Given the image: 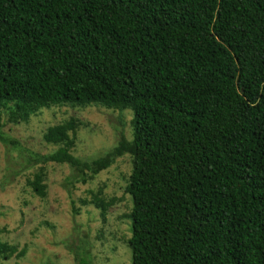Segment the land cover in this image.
<instances>
[{
    "label": "trees",
    "instance_id": "1",
    "mask_svg": "<svg viewBox=\"0 0 264 264\" xmlns=\"http://www.w3.org/2000/svg\"><path fill=\"white\" fill-rule=\"evenodd\" d=\"M95 105L130 110L131 139L83 161L71 118L33 162L85 184L130 156L131 264H264V0H0V142L5 123ZM45 175L26 181L40 198ZM24 253L0 240V260Z\"/></svg>",
    "mask_w": 264,
    "mask_h": 264
},
{
    "label": "rangeland",
    "instance_id": "2",
    "mask_svg": "<svg viewBox=\"0 0 264 264\" xmlns=\"http://www.w3.org/2000/svg\"><path fill=\"white\" fill-rule=\"evenodd\" d=\"M71 118L79 122L71 154L83 161L111 151L118 133L131 139L132 112L97 105L42 109L27 123H5L2 132L11 142H0V240L25 253L0 260V264H77L69 251L76 246L87 264H131L127 216L132 204L125 192L130 156L116 159L85 184L66 164L33 162L34 155H47L58 148L43 141L46 129ZM41 166L46 174L43 198L26 185ZM93 195L111 203L103 215Z\"/></svg>",
    "mask_w": 264,
    "mask_h": 264
}]
</instances>
